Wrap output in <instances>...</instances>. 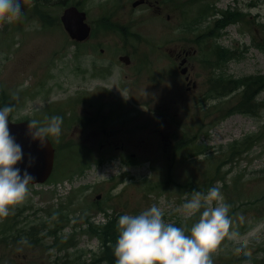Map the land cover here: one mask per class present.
I'll list each match as a JSON object with an SVG mask.
<instances>
[{"label": "rangeland", "instance_id": "obj_1", "mask_svg": "<svg viewBox=\"0 0 264 264\" xmlns=\"http://www.w3.org/2000/svg\"><path fill=\"white\" fill-rule=\"evenodd\" d=\"M133 1L68 0V5H59L54 0L46 8L50 26L40 16L26 18L24 12L20 20L0 22V95L7 89L13 96L12 119L30 118L44 126L51 116L63 118L49 180L27 186L25 199L11 207L8 216L0 217V264H90L99 253L100 240L85 229V216L106 223L114 216L119 219L118 214L138 215L156 205L166 223L183 219L189 220L186 224L195 223L192 219L203 208L189 215L183 205L199 191L186 187L197 184L204 173L213 175L212 165L205 158L208 154L226 157L221 167L220 159H212V163L226 177L215 184L222 186V203L230 205L231 220L229 235L211 253L213 264L224 260L252 264V258L262 254L264 200L257 207L251 200L264 196V89L257 97L263 103L257 115L233 112L213 123L218 106L209 109V114L204 108L217 102L223 109L238 103L242 86L223 100L209 99L213 81L221 73L232 78L264 75V48L255 44L258 41L264 47V0H202L187 6V0H162L161 8H134ZM75 3L87 11L92 24L111 14L130 24L131 31L140 37L101 32L76 45L60 21L65 8ZM200 4L217 11L195 25ZM225 9L243 12L252 22L230 23L221 35L211 34L206 41L195 42ZM190 24L194 29H189ZM217 43L235 55L225 64L212 67L205 56ZM128 44H144L145 50L156 45H183L191 50L189 73L197 87L188 88L177 66L164 77L149 66L135 75L124 67L127 65L107 56L105 46L112 54L115 49L118 56L129 52ZM100 47L105 51L100 52ZM150 60L154 66L170 65L165 56L155 53ZM93 62L102 67L91 72ZM84 91L87 93L81 95ZM74 98L77 104L73 105ZM257 134L255 145L227 158L232 152V148L228 150L231 142ZM189 136L203 141L205 151L192 155L191 146H186ZM164 179L169 180L168 189L148 188L149 181ZM199 193L202 197L207 194ZM70 195L71 201L62 202ZM216 203L213 201V206ZM97 205L104 206L109 216L103 211L95 213ZM61 206L70 218L64 231H75L72 247L49 246L53 237L42 243L21 239L26 227L39 225L50 230L60 226L54 210Z\"/></svg>", "mask_w": 264, "mask_h": 264}, {"label": "clouds", "instance_id": "obj_2", "mask_svg": "<svg viewBox=\"0 0 264 264\" xmlns=\"http://www.w3.org/2000/svg\"><path fill=\"white\" fill-rule=\"evenodd\" d=\"M27 0H0V22L11 23L22 19V4ZM13 106L0 108V217L9 215L11 207L22 202L28 192L27 185L34 177L27 167L35 162L29 154L27 167H14L22 161L24 153L9 132V116ZM63 118L51 116L44 126L30 120L28 135L45 147L49 137L59 142ZM221 185L211 187L207 194L197 192L183 205L189 215L203 211L198 222L190 228V235L183 227L166 223L163 211L156 205L138 215L124 214L118 219V239L113 252L115 264H213L211 253L229 235L230 205L222 203ZM216 201V206H213Z\"/></svg>", "mask_w": 264, "mask_h": 264}, {"label": "trees", "instance_id": "obj_3", "mask_svg": "<svg viewBox=\"0 0 264 264\" xmlns=\"http://www.w3.org/2000/svg\"><path fill=\"white\" fill-rule=\"evenodd\" d=\"M54 0H27V2H24L22 4L23 10L26 12L25 17H32L34 15L40 16L41 18H44L47 16V10L49 3ZM68 0H55V2L59 5H66L68 4ZM198 2L200 3L202 0H190V2ZM196 3L193 4L195 6ZM30 6V7H27ZM212 8H208L205 5L200 4L199 6V13L198 17L205 15L204 17H207V15L211 12ZM245 20L246 22H252L247 16L244 15L243 12L240 11H234V10H223L222 11V17L220 18V21L217 22V26L215 27L217 29V32H215V28L213 30L206 29L203 32L200 33L199 37L195 42L201 43L202 41H206L210 36L211 33L218 35L220 33V30L224 27H226L228 24ZM190 28L194 29V25L190 24ZM118 30L123 35H127L129 33V25L126 23L119 22L117 20H113L108 18V22L104 26V30ZM255 44L260 47L264 48L261 42L255 41ZM234 52H231L225 46L217 43L213 44L212 49L209 53H206L205 61H209L211 59L215 60L218 65L225 64L230 58L234 56ZM215 88L212 91V94L209 96L210 100H215L216 98H222V100L229 95L232 90L235 87H243L240 93V97L237 104H232L226 109H223L220 102L214 103L213 105H210L208 109L204 108V111H206V114H209L207 111L211 109L212 107H217L215 112H217V115L213 118V123H216L218 121L223 120L227 115L233 113V112H242V113H249V114H258V110L263 106L262 101L257 99V94L264 89V75H248L242 76L239 78H232L230 76H225L224 73H221L220 77L218 79L215 78ZM0 95V108H3L4 106H13V96H11L7 89H3L1 91ZM214 112V113H215ZM13 113V111H12ZM10 114V117L12 115ZM214 125V124H213ZM190 137V136H189ZM258 135H249L246 136L240 140H237L235 142H231L229 145L228 150L232 148V152H228L227 158L230 159L232 157H237L241 155L246 149L251 148ZM188 138V137H187ZM186 138V140H187ZM195 139V137H192ZM186 146H190L193 152H191L192 155H198L201 152H204L207 146L203 142H197L196 140H189L186 141ZM214 154H208L206 155V159L210 161V164L212 165V169L214 171L212 176L207 175L206 173L203 174L202 180L198 181L197 184L191 183V185L187 186L186 188L189 190L196 189L199 192L206 193L208 190L215 186V181L219 179H225L226 177L218 173V169L213 165L212 159H220L221 162L219 164V167H221V164L225 161L224 157H213ZM190 182V181H189ZM164 186V181L152 183L149 181L148 188L153 190L157 187L162 188ZM72 196L70 195L62 202H69L71 201ZM264 196L261 195L255 200H251L252 203H254V206L257 207L259 203L263 202ZM71 202L68 204L70 205ZM100 210L103 211L109 216L107 213V209L104 207H100ZM56 213L59 214L58 221H61L62 223H56L60 224V226H54V228H51L50 230L52 232H58L57 230H62L66 224L70 221V218L68 217V212H65V206H61V208H57L54 210ZM121 215L118 214V217ZM200 214L197 213V215L192 219L193 221L198 222ZM86 223H88L89 227L87 232L91 236H98L101 248L99 254L95 257L94 261L90 264H115L116 257L114 256V246L118 239L119 231H118V218L116 216L111 217L106 223H95L94 221L90 220L89 217H86L85 219ZM186 221H189L187 219H183L182 221H175L174 224L177 227H183L186 231V234L190 235V228L195 224H186ZM61 243L57 241H53L52 244L49 246L55 247L60 245ZM262 254L259 257H256L254 262L252 264H264V248L261 249ZM219 264H230L228 260L221 261Z\"/></svg>", "mask_w": 264, "mask_h": 264}, {"label": "water", "instance_id": "obj_4", "mask_svg": "<svg viewBox=\"0 0 264 264\" xmlns=\"http://www.w3.org/2000/svg\"><path fill=\"white\" fill-rule=\"evenodd\" d=\"M86 19V12L79 10L76 6L68 7L61 16L65 29L70 37L76 40H83L90 35L91 28ZM28 123V121L15 122L9 118L10 135L15 138V142L21 146L24 153L22 161L18 162L14 167L20 168L21 174H23L30 154L35 157V162L31 167H27V171L34 177V180L29 181L28 184L43 183L53 171L55 148L49 138L45 142V147L40 146L39 140H33L28 135Z\"/></svg>", "mask_w": 264, "mask_h": 264}, {"label": "flooded vegetation", "instance_id": "obj_5", "mask_svg": "<svg viewBox=\"0 0 264 264\" xmlns=\"http://www.w3.org/2000/svg\"><path fill=\"white\" fill-rule=\"evenodd\" d=\"M162 0H145L143 3H140L139 5L142 4H147V6L151 7V8H161L162 4H161ZM170 18V17H167ZM95 45L91 46V51L95 52ZM129 47V52H127V54H129L130 58L127 64V67L131 70L132 73H134L135 75H137L145 66H149L154 73H160V75L162 77H164L167 73H170L172 71V69L175 67V63L177 65V69L181 72V76L184 77V80L186 82V71L185 73H182V69H184V67H186V57H189V53L190 51L186 50V48L182 45L179 46L177 48H174L172 46H158L152 49H148L145 50L143 48L144 44H128L127 45ZM100 52H104L105 48L104 47H100L99 48ZM157 53L158 55H162L165 56L167 58V61L170 63V65H157L154 66L151 64V60H150V56L151 54ZM112 61L114 62H118V59H120L121 54H119L118 56L116 54L114 55H108ZM185 59V61L183 62V65L181 64V62ZM188 64V61H187ZM95 67H99L101 68L102 66L97 64L96 62H93L90 65V71L93 72V69ZM125 67V66H124ZM189 67V64H188ZM98 70V68L96 69ZM106 71H108L107 68H105ZM188 72V69H187ZM189 80H191V76L189 75ZM190 81L188 83H190ZM194 86H197L196 81H194ZM190 89V85L188 86ZM110 143V142H109ZM104 144H101V146H104Z\"/></svg>", "mask_w": 264, "mask_h": 264}, {"label": "bare ground", "instance_id": "obj_6", "mask_svg": "<svg viewBox=\"0 0 264 264\" xmlns=\"http://www.w3.org/2000/svg\"><path fill=\"white\" fill-rule=\"evenodd\" d=\"M81 229L83 231V228ZM74 236L75 234L73 233H66L65 231L52 232L51 230L45 229L39 225L38 228H35V226L33 225L31 226V228L26 227V230L22 235L21 239H27L31 243H42L46 238L53 237L54 239L53 241H57L61 243L62 246L65 248H70L74 244ZM100 248H101V243H100ZM100 248H99V252H100ZM94 252L96 253V250H94ZM254 260L255 258H252V262H254Z\"/></svg>", "mask_w": 264, "mask_h": 264}]
</instances>
